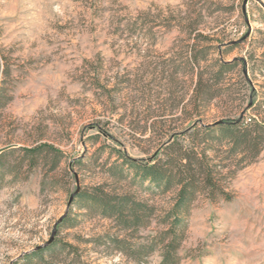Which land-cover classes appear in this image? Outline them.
<instances>
[{
	"label": "rangeland",
	"instance_id": "374dc122",
	"mask_svg": "<svg viewBox=\"0 0 264 264\" xmlns=\"http://www.w3.org/2000/svg\"><path fill=\"white\" fill-rule=\"evenodd\" d=\"M217 61L236 64L217 80ZM252 118L264 124V0H0V264H26L53 231L67 246L48 264H158L160 245L147 251L174 190L109 169L120 154L169 161L198 129ZM40 144L61 151L55 169L29 165ZM199 147L219 188L198 189L178 264H264V147L253 160ZM98 186L153 206L150 224L122 229L75 202L57 229L75 190Z\"/></svg>",
	"mask_w": 264,
	"mask_h": 264
},
{
	"label": "trees",
	"instance_id": "16d2710c",
	"mask_svg": "<svg viewBox=\"0 0 264 264\" xmlns=\"http://www.w3.org/2000/svg\"><path fill=\"white\" fill-rule=\"evenodd\" d=\"M209 48H211L210 45L201 51L195 50V55H193L195 64L199 65L201 60H205ZM216 64L219 67L216 76L219 80L221 74L231 71L236 63L217 61ZM262 131L264 133V124L259 123L255 118L249 122L240 119L218 121L197 130L203 134V138L196 143L195 151L191 149V152H186L181 146H177L174 148L176 152L174 157L172 156L169 161H162L161 158L154 156L148 163H139L131 157L120 154V158L123 160L119 164L120 167L109 169L113 175L117 174L123 177L125 173L122 168L125 166V169L128 168V172H132L134 177L140 178L141 181H148L161 193L174 190L172 203L162 217L164 228L160 231L157 241L151 242L147 251L151 252L160 245L161 257L158 264L179 263L178 248L184 237L191 203L196 197L198 189L201 186L208 187L213 192L219 188L211 168L212 165H209L207 159V148L199 147L200 144L211 138L220 144H225L232 155L241 156L242 160L250 156L249 159L253 160L264 147V139L260 134ZM171 145H176V143H171ZM27 152L30 153V166H34L38 159L43 158L52 164V169H55L62 157L60 150L47 144L27 149ZM75 202H77V206L86 211L113 219L122 229L135 231L140 227L148 226L151 215L154 214L153 206L126 193L107 192L101 186L94 188L92 192L77 188L70 197L69 209L57 223V229L60 226L74 225V219L69 210ZM110 240L116 244L120 251L126 252L125 248L130 250L127 239L112 236ZM65 246H67L66 243L56 240V236H54L51 242L23 254L21 259L26 264H48L47 255L54 252L55 248H64ZM141 246L145 247L144 244ZM127 254L132 256L131 253ZM17 262L11 264H17ZM135 264H144V261H136Z\"/></svg>",
	"mask_w": 264,
	"mask_h": 264
},
{
	"label": "water",
	"instance_id": "95a60500",
	"mask_svg": "<svg viewBox=\"0 0 264 264\" xmlns=\"http://www.w3.org/2000/svg\"><path fill=\"white\" fill-rule=\"evenodd\" d=\"M54 234H55V232L53 231L52 234H51L50 239H49L46 243H49V242L52 241V239H53V237H54ZM38 247H39V246H38ZM38 247H36V248H38Z\"/></svg>",
	"mask_w": 264,
	"mask_h": 264
}]
</instances>
